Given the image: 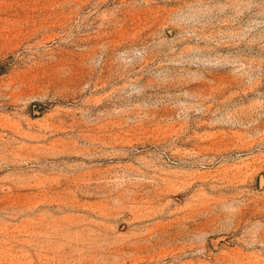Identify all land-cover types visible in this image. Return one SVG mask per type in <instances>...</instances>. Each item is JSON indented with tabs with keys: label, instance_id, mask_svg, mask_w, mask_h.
<instances>
[{
	"label": "rangeland",
	"instance_id": "374dc122",
	"mask_svg": "<svg viewBox=\"0 0 264 264\" xmlns=\"http://www.w3.org/2000/svg\"><path fill=\"white\" fill-rule=\"evenodd\" d=\"M0 264H264V0H0Z\"/></svg>",
	"mask_w": 264,
	"mask_h": 264
}]
</instances>
